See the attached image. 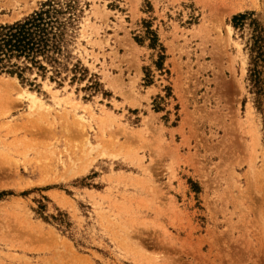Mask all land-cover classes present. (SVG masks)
<instances>
[{
    "label": "rangeland",
    "instance_id": "obj_1",
    "mask_svg": "<svg viewBox=\"0 0 264 264\" xmlns=\"http://www.w3.org/2000/svg\"><path fill=\"white\" fill-rule=\"evenodd\" d=\"M55 1L65 68L0 72V264H264V0Z\"/></svg>",
    "mask_w": 264,
    "mask_h": 264
},
{
    "label": "trees",
    "instance_id": "obj_2",
    "mask_svg": "<svg viewBox=\"0 0 264 264\" xmlns=\"http://www.w3.org/2000/svg\"><path fill=\"white\" fill-rule=\"evenodd\" d=\"M72 11L70 1L46 0L39 9L23 18L10 24H0V72L21 76L24 71L37 69L45 72L49 67L55 75L60 74V70L65 68L61 58L69 57L65 32L74 19ZM65 13L69 14L68 17H63ZM247 19L250 24L254 23L248 76L255 93L260 94L261 86H264L260 75L264 57L263 29L258 28L250 14L234 15L231 20L233 27L238 28ZM74 69L84 71L76 64Z\"/></svg>",
    "mask_w": 264,
    "mask_h": 264
},
{
    "label": "bare ground",
    "instance_id": "obj_3",
    "mask_svg": "<svg viewBox=\"0 0 264 264\" xmlns=\"http://www.w3.org/2000/svg\"><path fill=\"white\" fill-rule=\"evenodd\" d=\"M27 97V100L29 102V107L32 108L33 106H38L39 108L44 107L45 105H43V103L41 102V100L39 98H37L33 93H26L25 94ZM54 102L57 105H63V106H67L72 108L73 110H76L77 107H75V105L72 103V100L67 99V98H62V97H58L56 95L53 96ZM72 103V104H71ZM47 107V106H45ZM80 119L83 120V117L80 116ZM66 248V247H65ZM69 249V248H68ZM70 254V253H69Z\"/></svg>",
    "mask_w": 264,
    "mask_h": 264
}]
</instances>
